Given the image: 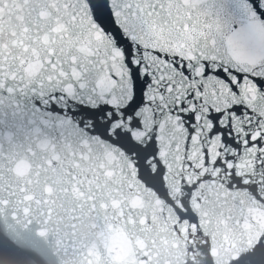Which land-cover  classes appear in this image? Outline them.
<instances>
[{"label":"snow or ice","instance_id":"6c2138e0","mask_svg":"<svg viewBox=\"0 0 264 264\" xmlns=\"http://www.w3.org/2000/svg\"><path fill=\"white\" fill-rule=\"evenodd\" d=\"M0 264H264V0H0Z\"/></svg>","mask_w":264,"mask_h":264}]
</instances>
